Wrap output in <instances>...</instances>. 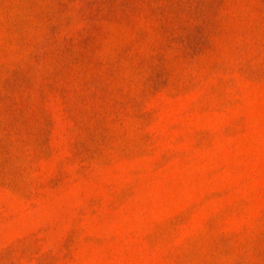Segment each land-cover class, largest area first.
I'll return each mask as SVG.
<instances>
[{
	"label": "rangeland",
	"instance_id": "rangeland-1",
	"mask_svg": "<svg viewBox=\"0 0 264 264\" xmlns=\"http://www.w3.org/2000/svg\"><path fill=\"white\" fill-rule=\"evenodd\" d=\"M0 264H264V0H0Z\"/></svg>",
	"mask_w": 264,
	"mask_h": 264
}]
</instances>
